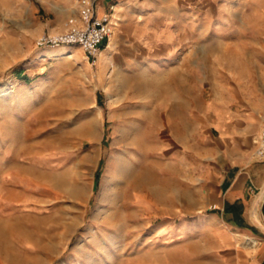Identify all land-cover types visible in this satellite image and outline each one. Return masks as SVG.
Instances as JSON below:
<instances>
[{
	"label": "rangeland",
	"instance_id": "1",
	"mask_svg": "<svg viewBox=\"0 0 264 264\" xmlns=\"http://www.w3.org/2000/svg\"><path fill=\"white\" fill-rule=\"evenodd\" d=\"M120 9L106 10L117 25L93 60L76 44H37L81 24L78 0H0V185L16 145L12 123L37 143L34 158L20 162L30 172L21 176L26 204L0 218V264H237L245 249L240 239L218 241L226 224L209 195L229 160L259 161L264 0H139ZM98 107L93 147L81 129ZM25 123L43 130L34 136ZM133 133L150 172L139 188L115 171ZM93 150L96 160L81 167L79 156ZM79 172L88 206L68 195Z\"/></svg>",
	"mask_w": 264,
	"mask_h": 264
},
{
	"label": "bare ground",
	"instance_id": "2",
	"mask_svg": "<svg viewBox=\"0 0 264 264\" xmlns=\"http://www.w3.org/2000/svg\"><path fill=\"white\" fill-rule=\"evenodd\" d=\"M67 53H70V52H68V51L62 52L61 55H66ZM98 109H99L98 115L96 113H94L93 116L90 117V119H88L85 122L84 126L81 129V133H82L81 135H83L84 137H87L88 139H91L92 142L94 143L93 147H95V144L100 139V135H101V126L100 125H101V122L103 120V114H104V113H102L101 107H98ZM26 122H28V121H26ZM29 123L28 124L25 123V127H26V129H31L34 136L38 135L39 133L42 132V130H43L42 128H35L33 125H29ZM23 125H24L23 122H21L20 125L16 124V123H12V129L11 130L13 131V135H14L13 140H14L16 145L11 147V149L9 150L10 152H9L8 156L6 158H4V161H6L8 164V176H7V178H4L5 179L4 182L0 185V192L3 196V201L0 202V218H2V219H4L5 217H8L5 215V212L6 213L10 212L11 215H9V216L19 215L20 212L22 211L21 210L22 207H24L25 206L24 204H26L24 202L20 203V201L23 197V194H25L28 191L29 187H28V184H24V182H22L21 176L22 175L28 176V174H30V172H29V169H25L23 166H21L20 162H23V161H21V159H23L27 163L29 160H32L34 158V152H35L34 150L36 149L37 143L34 140H32L33 138L31 140H29L28 135L24 136L21 134V128ZM123 134H125V133H123ZM131 136L132 137L129 136V140L125 144L126 149H124V154L121 156H118V158H117V163H116L117 169L115 171L118 173V175L121 179H123L126 183H129L130 186H132V187L134 186L135 188H139L140 186H145V185L148 186L149 177H150L149 168L145 167L140 162V159L138 157V155H140V154L143 155L142 151L144 150V141L141 139V137L139 136L138 133H135V134L133 133V135H131ZM21 150L23 151L22 154H20ZM127 154H129V155H127ZM97 156H98L97 150H93V151H91V153L81 155L78 158L79 165L81 167L85 168V167L89 166L90 163L94 162L96 160ZM4 176H6V175H4ZM77 177H78L77 180L75 182L73 181L74 183H72L69 186V190H68L69 198L84 200L86 203V206H88L89 197L91 196V188H89V186H87V184L82 181L83 180L82 179V177H83L82 172H79L77 174ZM110 192H111V190H110ZM122 192L125 193L126 190H123ZM117 198H118V192L117 193L115 192V194H113V196H112V200L113 201L117 200ZM107 200H108V198H107ZM114 204H113V206H114ZM255 213H257L256 210L254 211V214ZM100 216H102V215H100ZM81 217L82 216L79 215V219H78L79 223L77 226H79V224L84 223V219H83L84 216L82 217V219H81ZM117 218H120V216ZM98 220H99V218H98ZM112 224H113V222H112ZM100 233H102V232H100ZM248 240L250 242H254L253 238H248ZM67 244H69V243H67ZM67 244H66V246H67ZM63 252H64V250L62 251V253ZM84 253H85V251H84Z\"/></svg>",
	"mask_w": 264,
	"mask_h": 264
},
{
	"label": "crops",
	"instance_id": "3",
	"mask_svg": "<svg viewBox=\"0 0 264 264\" xmlns=\"http://www.w3.org/2000/svg\"><path fill=\"white\" fill-rule=\"evenodd\" d=\"M138 1L100 0L98 12L103 14L109 8L117 12V7L121 8L118 10L120 12L127 3ZM107 3L108 8H106ZM234 150V147L229 148L231 152ZM221 172L223 175L217 182V189L209 195L210 201L216 203L221 209V215L226 224V230H220L221 236L218 241L222 239L230 245L236 239H240L245 243V249L238 252L237 260L233 258L237 264H264V191H262L264 161L253 163L242 155L236 161L229 160L228 164L222 167ZM255 203L259 206L258 218H253ZM248 238L256 239V243L248 244ZM232 257H234L233 254Z\"/></svg>",
	"mask_w": 264,
	"mask_h": 264
},
{
	"label": "built area",
	"instance_id": "4",
	"mask_svg": "<svg viewBox=\"0 0 264 264\" xmlns=\"http://www.w3.org/2000/svg\"><path fill=\"white\" fill-rule=\"evenodd\" d=\"M81 6V24L71 28L65 33L46 34L40 37L37 44L39 47L79 45L87 57L95 60L100 51L99 45L109 38L117 25L113 13H97L98 0H78ZM255 157L264 161V126L260 131Z\"/></svg>",
	"mask_w": 264,
	"mask_h": 264
}]
</instances>
